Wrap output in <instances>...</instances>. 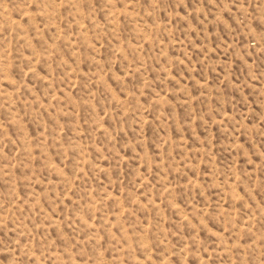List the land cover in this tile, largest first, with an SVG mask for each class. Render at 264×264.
Listing matches in <instances>:
<instances>
[{
	"label": "rangeland",
	"instance_id": "obj_1",
	"mask_svg": "<svg viewBox=\"0 0 264 264\" xmlns=\"http://www.w3.org/2000/svg\"><path fill=\"white\" fill-rule=\"evenodd\" d=\"M0 264H264V0H0Z\"/></svg>",
	"mask_w": 264,
	"mask_h": 264
}]
</instances>
